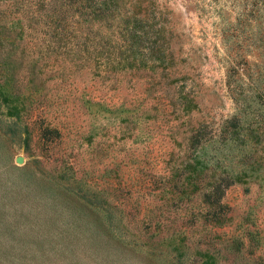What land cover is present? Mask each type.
Here are the masks:
<instances>
[{"label":"rangeland","instance_id":"rangeland-1","mask_svg":"<svg viewBox=\"0 0 264 264\" xmlns=\"http://www.w3.org/2000/svg\"><path fill=\"white\" fill-rule=\"evenodd\" d=\"M140 4L164 61L0 44V264H264V0Z\"/></svg>","mask_w":264,"mask_h":264},{"label":"trees","instance_id":"trees-1","mask_svg":"<svg viewBox=\"0 0 264 264\" xmlns=\"http://www.w3.org/2000/svg\"><path fill=\"white\" fill-rule=\"evenodd\" d=\"M66 1L64 8L67 9L65 12H68V18L64 14L58 15V8L45 6L43 0H8L4 8H1L3 0H0V44H4L5 41H10V44H13L14 42L10 40L9 36L14 31L18 30L16 38L22 37L26 32L32 33L30 28L41 19L43 20L42 25H44L42 28L44 36L63 38L68 34V45L70 43L72 49L96 50L98 44L90 35L95 28L93 22H97L99 27L111 28L115 34L116 41L111 39L112 37L108 38L110 43H113L115 50L130 52L131 55H141V61L144 63L151 56L156 60H165L163 46L157 43H153L154 45L145 44L146 41H149L150 33L143 25V13L140 11L142 0ZM137 6L140 7L138 10H136ZM27 11L29 14L25 19L24 15ZM4 12L13 14L15 18L9 20L8 23L4 22L1 18ZM23 19L28 23H24ZM67 24L68 29L65 30L64 27ZM5 64V62H0V68ZM7 72L8 69L0 70V103L16 94V91L8 90L12 78ZM14 109V107L8 108V114L13 115ZM230 125L235 128L232 132L239 134L237 128L239 124L233 122ZM236 134L234 135L236 136Z\"/></svg>","mask_w":264,"mask_h":264},{"label":"water","instance_id":"water-1","mask_svg":"<svg viewBox=\"0 0 264 264\" xmlns=\"http://www.w3.org/2000/svg\"><path fill=\"white\" fill-rule=\"evenodd\" d=\"M17 162H21V158L18 157V158H17Z\"/></svg>","mask_w":264,"mask_h":264}]
</instances>
